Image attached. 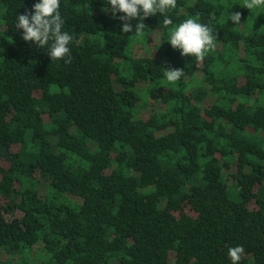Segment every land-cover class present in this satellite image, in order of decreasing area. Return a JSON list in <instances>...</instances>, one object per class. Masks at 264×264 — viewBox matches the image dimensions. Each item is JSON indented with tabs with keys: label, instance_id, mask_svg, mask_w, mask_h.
Returning a JSON list of instances; mask_svg holds the SVG:
<instances>
[{
	"label": "trees",
	"instance_id": "1",
	"mask_svg": "<svg viewBox=\"0 0 264 264\" xmlns=\"http://www.w3.org/2000/svg\"><path fill=\"white\" fill-rule=\"evenodd\" d=\"M37 2L0 0V264H264V7L176 0L137 36L60 0L66 63L15 27ZM190 16L202 61L168 43Z\"/></svg>",
	"mask_w": 264,
	"mask_h": 264
},
{
	"label": "clouds",
	"instance_id": "2",
	"mask_svg": "<svg viewBox=\"0 0 264 264\" xmlns=\"http://www.w3.org/2000/svg\"><path fill=\"white\" fill-rule=\"evenodd\" d=\"M176 7V0H108V10L115 17L122 13L120 29L122 33L133 32L135 35H142L146 25L142 22L149 16L157 13L165 14L169 9ZM242 7L252 10L264 7V0H244ZM60 0H38L30 11H25L17 16L15 27L22 29V39L25 42H32L37 47H47V53L51 60H61L68 56L65 61L70 62V49L68 45L73 41V36L63 31L64 19L60 14ZM241 12L228 13L227 21L232 24H241ZM136 20L135 25L131 23ZM172 20L165 16L163 24L165 27L172 25ZM217 33L207 24L199 22V17L190 16L178 25L169 28L168 43L174 49L180 50L181 56H191L197 61H202L205 55L214 51L217 45ZM167 82L175 84L184 76L182 68L168 67L163 69ZM228 257L231 264H239L244 255L242 245L228 248Z\"/></svg>",
	"mask_w": 264,
	"mask_h": 264
},
{
	"label": "rangeland",
	"instance_id": "3",
	"mask_svg": "<svg viewBox=\"0 0 264 264\" xmlns=\"http://www.w3.org/2000/svg\"><path fill=\"white\" fill-rule=\"evenodd\" d=\"M15 149V147H13Z\"/></svg>",
	"mask_w": 264,
	"mask_h": 264
}]
</instances>
